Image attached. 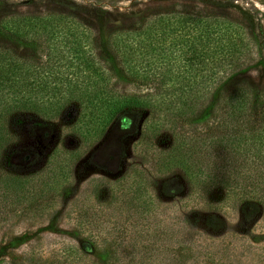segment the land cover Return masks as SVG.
I'll return each mask as SVG.
<instances>
[{
    "label": "rangeland",
    "instance_id": "obj_1",
    "mask_svg": "<svg viewBox=\"0 0 264 264\" xmlns=\"http://www.w3.org/2000/svg\"><path fill=\"white\" fill-rule=\"evenodd\" d=\"M175 9L223 16L252 33L259 46L244 74L264 86V0H0V47L31 63L35 85L47 84L29 95L36 113H19L7 127L12 141L0 168L16 176L20 198L5 206L12 210L8 215L0 205V260L50 264L63 244L99 260L110 255L109 243L142 239L173 245L171 257L179 264H264V208L245 219L238 209L222 205L220 190L194 196L179 171L154 172L150 178L152 158L142 147L145 114L132 134L121 137L116 161L102 156V149L113 143V118L102 121V109L81 110L53 92L56 85L76 84L78 92L87 87V96L96 95L101 73L115 92H137L113 57V36L138 26L145 16ZM17 16H70L73 21L71 29L4 31ZM57 99L63 100L57 104ZM43 114L50 117L51 129L42 130L44 137L34 132L45 123ZM167 141L162 134L154 145L162 148ZM15 152L37 159L11 167L8 156ZM140 170H147L143 182L135 174ZM139 184L150 198L144 209L133 200ZM28 192L41 198L32 201ZM213 217L219 227L208 225Z\"/></svg>",
    "mask_w": 264,
    "mask_h": 264
},
{
    "label": "trees",
    "instance_id": "obj_2",
    "mask_svg": "<svg viewBox=\"0 0 264 264\" xmlns=\"http://www.w3.org/2000/svg\"><path fill=\"white\" fill-rule=\"evenodd\" d=\"M11 19L4 31L66 28L73 21L70 16ZM258 43L252 33L226 17L168 10L145 16L138 26L113 36V57L121 72L136 84L137 92H115L105 84L103 73V84L96 95L87 96V87L78 92L81 88L76 84L63 88L56 85L53 92L65 98L57 99V104L62 100L76 102L81 110L102 109V121L113 118V143L102 149V156L113 157V161L121 153V137L132 134L139 116L145 114L142 147L151 156L154 170L148 176L179 171L194 196L220 190L223 206L236 208L250 219L264 208V86L244 74L247 63L257 56ZM34 71L30 62L0 47V164L7 159L6 149L12 141L7 130L9 122L19 113H36L29 95L35 88L47 87L46 82L34 84L30 79ZM41 119H46L45 123L37 125L34 132L50 133L46 123L50 117L43 114ZM162 134L168 137L167 144L157 148L154 140ZM31 155L11 153L8 161L11 167L26 165L37 159L36 155L31 159ZM140 171L135 174L143 182L147 170ZM16 179L0 168V205L5 215L12 211L5 206L20 198ZM140 185L133 191V200L144 209L150 198L144 197ZM29 196L32 201L41 198L34 193ZM208 225L219 227L220 221L213 217ZM144 241L109 243L110 255L99 260H91L83 250L63 244L50 264H179L171 257L173 245ZM0 264L16 263L0 260Z\"/></svg>",
    "mask_w": 264,
    "mask_h": 264
}]
</instances>
